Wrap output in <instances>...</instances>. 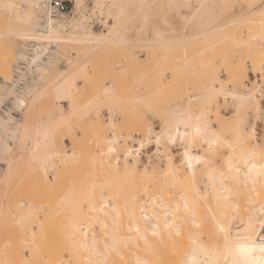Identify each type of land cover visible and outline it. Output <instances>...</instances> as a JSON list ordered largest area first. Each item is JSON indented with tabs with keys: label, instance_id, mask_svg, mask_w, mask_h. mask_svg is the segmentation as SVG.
Returning a JSON list of instances; mask_svg holds the SVG:
<instances>
[{
	"label": "bare ground",
	"instance_id": "bare-ground-1",
	"mask_svg": "<svg viewBox=\"0 0 264 264\" xmlns=\"http://www.w3.org/2000/svg\"><path fill=\"white\" fill-rule=\"evenodd\" d=\"M50 1L0 0V227L8 222L7 219L4 221L5 217L8 218L7 216L4 217V214H6L5 211L11 210L6 208L5 202L8 203L6 198L8 200L12 194L10 181L13 175H16L14 166L22 156L23 158H25L24 155L28 157V163L31 164L32 162L33 166L34 162L39 164L40 172L42 171L39 175L43 177L40 179L41 177L38 175L40 177L38 179L41 181L44 178V182L47 183L48 180L52 179L49 174L54 168L51 169L53 167L51 165L75 155V151L66 149L65 138L62 139L65 145L60 146V143H57L58 137L56 138V135L59 134L57 131H62L61 128L64 129V127H71L72 129V121L77 116L88 117V107L86 108L84 105L85 103L88 105V102H82V106L85 107H81L80 99L75 100L74 94L81 91L79 90L81 82L85 83L86 81L85 84H87L89 79L84 78L85 69L96 62L92 61L93 59L96 60V57L100 58L104 55L101 54L103 51L108 53L106 51L112 47L114 49L119 45L125 46L128 42L125 37L130 31L131 26L128 25L133 22L136 16L131 15V17L124 19L125 17L122 16H124L126 8H131L133 5L139 6L142 12V14L140 12L139 19L141 27L144 28L150 22L147 14L143 11L156 3L161 5L163 2H178L179 5L193 6L194 9L197 5L199 7L197 9H200L208 4L218 2L231 4L235 2L237 4L241 1L250 4L264 2V0H71V10L55 13L48 5H44ZM6 5H13V7H6ZM136 12L134 14L138 15L139 11ZM198 13L195 12L194 15H198ZM260 17L252 20L254 23L255 21L259 23L256 24L255 31L249 30L243 36H239L238 30L243 29L241 26L245 20L238 19L215 26L218 28L215 32L207 33L216 35L215 42L211 40L215 44L217 41L220 42L219 45H224L226 42H236L240 46L239 49L246 52L252 65L258 68L264 58V15L261 14ZM8 19L13 24L9 25ZM43 19L47 20V31L41 27ZM207 19L206 21H209ZM246 20L250 26L255 25L251 24V19L250 21ZM232 22L235 23L232 24ZM207 33L202 34L207 35ZM5 34L19 38L21 43L12 41ZM157 34L163 38L162 31H157ZM212 35L208 37H215ZM257 38H260V42L254 43V39ZM30 41L37 42L38 48L34 55L29 57L27 51ZM213 45L210 48H213ZM44 50H48L50 53L47 57L43 56ZM14 55L17 56V59L16 62L14 59L15 63L12 64ZM134 56L137 57V54L134 53ZM22 61L27 63L26 71L23 69L18 71L17 65ZM127 63L128 61L125 60L112 62L111 67L107 70L114 77H118V74L125 71ZM239 67L240 76L242 74L246 76L245 67ZM86 75L89 76L88 72ZM18 77L22 80L25 79L21 89L18 88L20 81ZM256 83L258 87H255L254 84L255 88H247V90L240 86L238 88L236 85L228 95L237 100L239 107L250 108L254 106L252 108L256 109L257 117L262 118L264 117V108L258 103L257 94H262L263 89L261 83L260 86L258 82ZM98 84L100 86V83ZM98 84L96 85L98 86ZM213 85L215 89L205 90L201 94L204 104H207L208 100L211 99L217 102L219 95L224 94L221 82L215 81ZM100 87L102 89L99 91L101 92L100 96L98 92L95 95L97 98L92 100L96 107L105 101L110 110L111 118L108 122L103 123V120L102 122L100 118L98 119L101 114L93 109V112H96L98 116L93 115L96 117L94 126L97 128L107 126L114 132L112 138H106L105 141H102L105 149L107 148L111 154L109 153L100 161L102 160L108 178L115 179L117 185L109 187L111 193L108 195L104 191L96 193L94 190L86 194L87 211L83 214L76 210L82 206L79 202V205L75 203L78 199L71 202V197L66 196V202H71L68 206L72 204L70 208L76 210L69 218L68 231L66 234L65 232L62 233V238H65L62 240H66L63 244L70 246L66 250H61L62 243H58L61 246L54 245V249L52 243H54L53 241L56 242L58 238L49 234L48 231L45 233L42 228L46 225L47 220L34 218L36 216L35 210L40 205L33 206L32 202H29L31 205L28 203L29 206L24 205V199L21 200L19 197V200L23 202L20 206L17 198V203H14L19 207L16 205V210L14 208L12 210L21 209H18V212H13L16 220L9 218L15 221L11 220L13 225L17 222L16 224L22 226L23 229L25 228L29 238L26 233L24 234L26 237L21 236L20 238L24 239H21V241H25L23 244H27H25L26 251L24 252L18 247L14 248L13 245H18V241L15 244L11 243L12 239L17 240L15 236L13 237L14 234H12L11 239L8 234L2 236L0 264H191L193 259L199 262L205 258L202 249H206L207 255L211 256L212 259L219 260L220 264H224L225 260L232 257L229 256L225 248V233L220 231V227L226 229L228 232L227 240L230 242L235 241L237 234L244 236L254 229L256 235L253 238L257 244L259 243V236L264 232V229L260 227L261 221L264 220V176L259 171L264 166V146L257 139L258 124L255 121L248 124L247 118L240 119L238 117L233 122L232 128L241 142V147H239V153L231 152L226 156L224 169L219 168L217 159L221 153L220 146L227 143V140L203 119V112L195 114L189 106L182 109L181 105L180 108L177 105L178 108L174 106L169 109L172 114L166 115L167 118L160 130L152 129L153 127L146 123L147 120L142 122L145 123L143 125L141 123V126H144L142 129H144L145 139L138 140L139 142L134 148L126 147L123 157L119 154H115L113 157L112 154L116 152L122 140L119 138H123L126 142L130 136L125 131V133L120 132V136L117 135L121 127L118 128L117 121L112 117H114V111L116 112L119 108L120 102L119 98L113 96L112 85L101 83ZM143 92L137 96V100L140 105L148 107L151 104V99H149L148 93L146 95ZM46 96L50 97V101L55 100L53 105L51 103L49 105V116H43V113H47L46 110L48 109L42 111V114L37 110L39 115L36 113V117L38 120L34 119L36 121L33 125L29 124L31 122L26 120L28 108ZM7 99H11L12 102V106L9 108L4 107ZM46 100H48L47 97ZM106 105L104 104V106ZM96 107L94 106V108ZM23 112L25 116H23ZM32 113L34 112L32 111ZM83 113H87V115L83 116ZM106 115L108 116V113ZM30 118H32V114ZM198 127L201 132L197 135L195 130ZM100 129H102L101 132H104V128ZM142 129L140 127V131ZM152 136L155 137L156 154L159 157H162V144L165 141H168L169 144L173 143L170 141V137L174 138L175 142L180 140L184 143L181 161L177 162L173 155H169L167 158L165 157L164 162L157 161L150 169L142 164L139 153L145 144H149L150 140L153 139ZM61 138L59 137V139ZM262 139L264 141V129ZM101 144L103 145V143ZM185 145L188 148V156L183 154ZM196 149L201 151L196 152ZM21 150H26V152L21 153ZM101 152L100 150L99 153ZM102 156L99 154L98 157ZM128 157H132L134 162L132 163ZM63 158L64 160H62ZM253 164L255 169H252L249 175V169L252 168ZM30 167L31 165H29V169ZM199 178H203L206 185H201ZM58 179L59 177L56 176V180ZM231 185H240L248 191L249 197L246 203L248 208L245 207L243 201H240L238 194ZM50 186L54 185L51 184ZM22 192L24 191L22 190ZM255 193H259V195L256 194L255 196ZM225 194H228L227 201L224 199ZM209 195L212 197V201L209 200L208 202L206 197ZM83 200L85 199L83 198ZM233 203L238 207L233 208L231 206ZM203 204L205 208L207 207L205 204L208 205L209 216L201 213L200 208ZM23 205L25 208L22 207ZM48 207L50 212L56 210L54 208L52 211L50 206ZM81 208L79 207L78 210ZM36 213L39 215L38 212ZM238 216L240 217L239 220L237 219ZM2 221L4 222L1 223ZM233 221H236V225L232 224ZM166 223L169 225L168 227L165 226ZM16 224L15 226L18 227ZM95 224L99 228L98 232L93 228ZM5 226L2 230L7 228ZM152 226L157 227L158 235H152ZM36 228H42L41 230L44 232L38 229V232H35ZM177 231L179 235H177ZM39 232L44 233V238H42L43 235L40 236ZM204 232L207 233V237H204ZM36 235L37 237H35ZM59 235L61 236V234ZM59 235L57 236L59 237ZM7 236V240L4 239ZM25 238H27L28 243ZM145 239H147L148 244H145ZM11 244L12 246L5 247ZM64 251L65 253L68 252L67 255ZM194 252L195 256H193ZM255 256L259 258L258 251Z\"/></svg>",
	"mask_w": 264,
	"mask_h": 264
},
{
	"label": "rangeland",
	"instance_id": "rangeland-1",
	"mask_svg": "<svg viewBox=\"0 0 264 264\" xmlns=\"http://www.w3.org/2000/svg\"><path fill=\"white\" fill-rule=\"evenodd\" d=\"M67 1L71 10L72 2L71 0ZM177 3L178 2H163L161 5L160 3H156L152 4L147 9H145V11L143 12L147 14L150 23L144 28L141 27V22L139 19V17L141 16V9L139 8V6L136 7V5H131V8H126L124 10V16H122L123 18L125 17L124 19L131 17V15L134 17L136 16L133 22H131V24L129 23L130 25H128L131 26L130 31L125 35L128 42L125 44V46L119 45L118 47H114V49H112V47L111 49L106 51L108 53H105V51H103L101 54L104 55L100 56V58L96 57V60L93 59L92 61L96 62L92 64L93 66L90 64L91 68L89 67V65L88 68L85 69L86 73L84 72V78L89 79V83L87 82V84H85L86 81L83 78V81H85V83L81 82V88L84 89L82 90L79 87V90L81 91H79V93L76 92V94H74L75 100H77V98L80 99L79 103H81V107H88V117H75L74 121H72L73 123L71 124V126H73V130L71 129V127H64V129L61 128L62 131L58 130L61 132L57 131V134L59 133L58 135H56V138L58 137L56 139L57 143H60V146L65 145L62 140L65 138V142L67 144L66 149L72 150L73 152L75 151V155L71 156V158H65V160L63 158L62 160L64 161L55 163V167L52 164L51 166L53 167H51V169H54H52L49 174L52 179L50 181L48 180L46 183L44 182V178L41 181H39L38 179L41 177L40 175L42 172H40V167L38 166L39 164H35V162L33 163L34 166L32 165V162L31 164H29V159L27 160L28 157H26L24 154H21L24 155L25 158H23L22 156L21 159H19L17 164L14 166L15 174L17 176L15 175V177L13 175V178L10 181L12 185V190L10 191L12 192V194H10L8 200L6 198V201H8V203L12 207L7 202H5V204L8 206H6V208H9L11 211L5 209L8 211H5L6 214H4V217L7 216L8 218L11 217L13 219L15 217V213L13 212H18V209H21L18 208L17 211L12 210L13 208L16 210L17 198L19 203L21 200L24 199V205L26 204L27 206H29V202H32V205L36 207L40 205L37 207L39 211H37L38 209L34 207L37 209L35 211L39 213V215H37V213L35 212V215L38 217L35 216L34 218H42V220H47L45 225L46 227L44 226L46 229L42 226L41 227L43 228L45 233H47L48 231L49 234H52L58 238L57 239L55 237L57 241H53L54 243H52V247L54 245L56 246V244L58 246L63 245L62 249L58 246L57 247L61 250H66L70 246L68 245V247L66 244H63V242L66 241L62 240L65 239L62 238V235L64 234L63 232H65L66 234V232L68 231L67 224L73 211L75 212L77 210L78 212L81 211L79 213H86V194H89L90 191L93 190L96 193L104 191V193L107 195L111 193L109 187L114 186L116 184V180L111 179V177L108 178V175L105 173V167L102 164V160L100 161V159L105 158L110 153L107 148L105 149L104 142L102 141H105L104 139L106 138H112L114 136V132L107 126L99 128H97V126H94V120H96L95 116H97L96 112L101 114L100 117H97L98 119L100 118L101 121L103 120V123L108 122V120H110L111 118L110 110L107 107L105 101H103L104 103H101L100 106L97 104L98 106L96 107V105H94L95 103L92 100L93 98H97V96L95 95L102 90L100 87L101 83L112 85L113 96L119 98V108L116 112L114 111V117H112L114 120L117 121L118 128H123V130L120 129L119 132L117 131V135L120 136L121 133L126 132L130 136L129 139L126 140V142L123 140V138H119L120 140H122L120 145L116 149V152L112 154L113 157L115 154H119L122 156L126 150V147L129 146L134 148L137 146L139 142L138 140L145 139L144 129H142L144 126H141L142 122H146L147 120L148 122L146 123H149L148 125H151L153 127L152 129L156 128V130H160L164 120L167 118L166 115L172 114V111H169V109L174 106L176 107L177 105H179V108L181 105L182 109L189 106L190 110H192V112L195 114L203 112V119H205L217 132L221 133L223 137L227 140V143H223L220 146L221 153L219 155V158L217 159V163H219L220 169H224V160L229 153L240 152L239 147H241V142L238 140V137L234 132V129L232 128L233 122L236 118H247L248 124H252L255 121L258 124L257 139L259 140L261 145L264 146V141L262 139V133L264 129V117H257L258 115H256V109L252 108L254 106L250 108L239 107L237 100L228 95V93L233 91V88L236 85L238 88L242 87L244 90H247V88L252 89L258 87L256 85V82L259 83V86L261 83L263 93H258L257 99L258 103L264 108V58L261 61V66L256 68L249 61L246 52L243 51V53L241 49H239L240 46L237 45L236 42H226L224 45H219L218 43L220 42L217 41L215 44L212 41L215 42L217 38L216 35L207 33L215 32L218 29L215 28V26H218L224 22H229L230 20L232 21L233 19L245 20L242 24L243 26H241L243 29H240L241 31L238 30L239 36L246 35L249 30L255 31V28L259 23H257L258 21H255L254 23V21L252 20L256 19L257 17L261 18V14L264 15V2H257L253 4H250L246 1H241L237 4L236 2L234 4L224 2H222L224 3L222 4L221 2H218L215 4H208L207 6H203L200 9H197L199 8L197 7V5H194L196 7V9H194L193 6L185 7L184 5L182 6ZM209 9L210 11H208ZM194 10L197 13L199 12L198 15H194ZM136 11H139L138 15L134 14ZM206 18H208L207 20L209 21H206ZM246 19H248L249 21L251 19V24L253 23L255 25L250 26V23L247 22ZM8 23L9 25L13 24L10 19H8ZM234 23L235 22H232V24ZM260 24L262 23L260 22ZM159 30L162 31L163 38H160L159 34H157V31ZM202 33H207V35ZM209 35L210 37L211 35L215 37L209 38ZM5 36L11 38L14 42L21 43V40L19 38H16L11 34H5ZM207 38L210 39V42L212 44ZM253 42L259 43L260 38L254 39ZM211 45H213V48H210ZM134 53L137 54V57H133ZM14 59L16 62V55H14L12 59V64L15 63ZM118 60H125L128 61V63L125 71L118 74V77H114V75L110 73L107 69L111 67L112 62ZM12 64L11 69L13 70ZM239 66L245 67L246 76H244L245 74H242V77L240 76ZM87 72L90 77L86 75ZM213 80L222 83V90L224 91V94L219 95V99L217 102H214V99H211L208 100L207 104H204L205 102L201 94L205 90L215 89V86L213 85L215 81L213 82ZM254 81L256 83H254L255 85L253 84ZM98 83H100V86ZM96 84H98V86ZM143 91L146 93V95L148 93L149 99H151V104L148 107L140 105L137 100V96L142 94ZM100 93L101 92H99L98 94L99 96ZM46 97L48 100H46ZM46 97H43L41 100L37 101L32 106L33 108H28L27 112L24 110V112H26V120H29V122H31L29 124L33 125V123L36 121L34 119L38 120V118L36 117L38 111H40V114H42L44 110L48 109L46 110L47 113H43V116H49V105L50 103L53 105V103H55V100L52 99L51 102L50 97ZM52 98H54V96H52ZM86 101L88 102L87 104L90 106V110L89 106L85 103ZM95 101L98 102V100ZM82 102L85 103V106H82ZM104 104L106 106H104ZM94 106L97 109L94 108ZM98 107L101 109H99ZM93 109L94 111H96V114L93 112ZM32 111L35 113V116ZM166 111L170 113H167ZM24 112L23 116H25ZM29 112L31 113L29 114ZM107 113L108 116L106 115ZM31 114L32 118H30ZM84 115L86 116L87 113H83V116ZM121 124H123V126H121ZM143 124L145 123H142V125ZM140 127L143 130H141L142 132L140 131ZM100 128H104V132H101L102 129ZM59 137L62 138L59 139ZM152 138L153 139L150 140L149 144L146 143L147 145L145 144L144 148L139 153V158L142 160V164H144L148 169H150L152 165L157 161L164 162V159L166 160L167 156L169 155H173V157H175L174 159L177 162L181 161V152L184 143L180 142V140L176 141V144H169L168 141H165L161 147L162 157H159L156 154L157 144L155 143V137L152 136ZM101 143H103V145ZM231 147H233V150H231ZM100 150L102 151L101 153H99ZM199 150L200 149H196V152ZM21 151V153H23V151L26 152V150ZM99 154L100 156H102L103 154V156L99 158ZM128 159L132 163L134 162L132 157H128ZM29 165H31L30 169ZM100 169L103 170V174ZM99 170L100 172H98ZM56 176L59 177L58 180H56ZM42 177L40 179H42ZM199 180L201 185H206V182L203 178H199ZM49 183L53 184L54 186L51 187V184ZM231 187L234 191H236V194H238L240 201H243L245 207L248 208V206H246L247 199L249 197L247 195L248 191L240 185H231ZM50 188L52 189L50 190ZM43 189L46 190L44 191ZM22 190L24 192H22ZM16 191L18 195L16 194ZM46 191L49 193L47 194ZM74 193L78 196V198ZM256 194L257 193H255L254 195L256 196ZM66 196L71 197V202H74L73 200L78 199V201L75 203L78 204L79 202V204H82V206H79L82 208L80 210H78L79 207L76 210L71 209L70 206L72 204L68 206L71 202H66ZM19 197H21V200H19ZM68 197L67 199H70ZM83 198L85 200H83ZM206 198L208 202L209 200L212 201V197L210 195ZM23 202L21 201V204L18 203V205L21 206ZM18 205L17 207H19ZM24 205L22 207L25 208ZM48 206H50L52 211L54 210V208H56V210L53 211L54 213L50 212L51 210ZM203 206L204 204L200 208V211H202L201 213L203 215L205 214L209 216V209H207L209 208L208 205L205 204V206H207L206 208ZM7 212L12 213H8V215ZM8 218H3L4 221L7 219L8 222L7 224L5 223V225L7 226V228H4L5 231L4 229L2 230L5 225H3V227H0V242H2L3 240L2 236L8 234L9 238L11 239L12 234H14L13 237L15 236V239L17 240L15 241L12 239L11 243L15 244L18 241V245H13L14 248L16 249L18 247L25 252L27 244H23L25 241H21L22 238H20L21 236L23 238L26 237L24 236V234L26 233L25 228L23 229L22 226L16 224L17 222L13 225V223L11 222L12 219L9 218V221ZM239 218L240 217L238 216L237 219L239 220ZM14 220L16 219L14 218ZM4 221H2L1 223H3ZM236 221H233L232 224L236 225ZM15 224L18 227H16ZM93 228L97 232L99 231L97 224H95ZM37 229L38 228L35 229V232H38ZM41 229L38 230L44 232ZM9 232H11L10 235ZM42 232H39L41 235L39 233L36 234L40 236L43 235L42 238H44V233ZM58 233L61 234V236ZM26 235L28 237L27 233ZM37 235L35 237H37ZM57 235H59L60 239ZM203 235L204 237H207L206 232H204ZM8 236L4 239L7 240ZM26 239L27 238H25V240ZM58 243L62 244L59 245ZM10 246H12V244L5 247ZM53 248L55 249V247ZM67 253L68 252L66 251L65 254L67 255Z\"/></svg>",
	"mask_w": 264,
	"mask_h": 264
},
{
	"label": "snow or ice",
	"instance_id": "snow-or-ice-1",
	"mask_svg": "<svg viewBox=\"0 0 264 264\" xmlns=\"http://www.w3.org/2000/svg\"><path fill=\"white\" fill-rule=\"evenodd\" d=\"M6 7H13V5H6ZM201 132V129L198 127L195 130V134H199ZM187 135V134H185ZM171 142H175L174 138H169ZM183 154L185 156H188V148L187 145L184 146V152ZM252 169H255V165H252V168L249 169V175L251 174ZM260 174L264 176V166L260 168ZM259 195V193H257ZM224 199L228 200V194H225ZM233 208H237L238 205L233 203L231 205ZM166 227L169 225L166 223ZM261 229H264V220L261 221L260 224ZM139 231V230H137ZM220 231L225 233V248L229 254L231 259L225 260L224 264H264V232H262L259 236V243L257 244L254 240V236L256 235L255 230L252 229L250 233L240 236L237 234V237L235 241H228L227 236L228 232L224 227H220ZM152 235L156 236L158 235V230L156 226H152ZM177 235H179V232L177 231ZM145 244H148L147 239H145ZM202 254L205 255V258L203 260H200L197 262V260L193 259L191 261V264H220L219 260L212 259L211 256L207 255V250L202 249ZM259 252V258L255 256L256 252ZM193 256H195V252L193 253ZM123 259V257H121Z\"/></svg>",
	"mask_w": 264,
	"mask_h": 264
},
{
	"label": "built area",
	"instance_id": "built-area-1",
	"mask_svg": "<svg viewBox=\"0 0 264 264\" xmlns=\"http://www.w3.org/2000/svg\"><path fill=\"white\" fill-rule=\"evenodd\" d=\"M44 5H48L50 8H52L54 10L55 13H64V12H67L70 10V6H69V3L67 0H51L48 4H44ZM41 27L44 31H47L48 28H47V20L46 19H43L41 21ZM38 48V43L35 42V41H30L29 42V46H28V55L29 57L34 55L36 49ZM43 56L44 57H47L50 53L48 50H44L43 51ZM26 65L27 63L22 61L21 63H19L17 65V68H18V71H20L21 69H23L24 71H26ZM17 75V73H16ZM19 78V77H18ZM20 80L19 83H18V88L21 89L22 86L24 85V81L25 79H18ZM5 108H9L12 106V102H11V99H7L6 102H5ZM19 114V113H18Z\"/></svg>",
	"mask_w": 264,
	"mask_h": 264
}]
</instances>
